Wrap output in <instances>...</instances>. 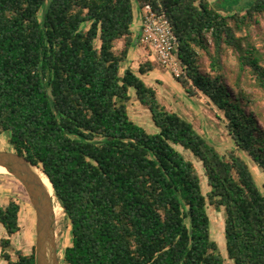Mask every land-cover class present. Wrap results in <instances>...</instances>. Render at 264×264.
I'll list each match as a JSON object with an SVG mask.
<instances>
[{"label": "trees", "instance_id": "1", "mask_svg": "<svg viewBox=\"0 0 264 264\" xmlns=\"http://www.w3.org/2000/svg\"><path fill=\"white\" fill-rule=\"evenodd\" d=\"M137 2L170 20L183 68L174 80L222 114L235 149L220 154L158 102L141 78L156 62L126 65L138 43L132 0H0V133L52 183L70 224L60 264H264V194L248 163L264 173V0L228 11L208 0ZM130 89L157 132L130 118ZM175 146L201 162L205 194ZM207 205L224 209L226 258ZM19 212L14 199L0 207V258L35 264L34 245L11 255Z\"/></svg>", "mask_w": 264, "mask_h": 264}, {"label": "rangeland", "instance_id": "2", "mask_svg": "<svg viewBox=\"0 0 264 264\" xmlns=\"http://www.w3.org/2000/svg\"><path fill=\"white\" fill-rule=\"evenodd\" d=\"M132 1L134 14L138 18L141 14L145 13V10L144 8H140L137 0ZM208 1L217 9H225L228 11L230 9H242L252 0ZM221 12L225 13L223 11ZM41 14H43L42 10L39 12V15ZM249 41L250 43L255 44L256 47L261 45L259 38H257L254 34L250 37ZM132 51L133 54L135 53L137 55V60H139L133 63V65L135 64L134 67L138 66L139 62H143L147 58L139 45L133 46ZM198 53L202 64L207 66L209 60L204 57L202 52L198 51ZM225 60L224 65L226 69H229L235 62L230 51L225 57ZM174 77L175 76L170 74L164 67L158 65L152 71L145 73L141 78L147 85L151 86L156 91L157 100L165 107V109L176 112L178 115L189 120L193 124L195 130L202 135L220 154L226 155L230 150L235 149L232 140L225 131L222 114L214 106H212L208 99L204 96L188 97L181 86L174 80ZM129 95L130 99L127 103V109L130 118L146 132H157L156 127L152 123L150 112L144 105L137 101L133 89L129 90ZM7 140L8 133H0V150H12ZM175 148L182 153L186 160L193 163L196 171L199 173L201 190L205 194L209 190V186L205 176L203 175L204 170L201 162L194 157L190 151L183 150L179 146H175ZM248 163L256 184L264 194V173L260 171L251 159L248 160ZM10 199L16 200L20 205V230L11 236V255L14 257L15 255L13 251L20 249L24 253H30L31 248L35 243V213L20 182L14 177L0 174V207H4ZM206 213L210 221L211 237L217 244L218 252L222 257L226 258L224 209H215L214 207L207 205ZM60 214L61 223L58 226L60 232L59 238L57 239L58 241L56 240V245L58 256L61 261L63 249L70 244L71 235L70 224L68 220H66L65 216L62 215V210H60ZM5 235V230L0 224V239ZM0 264H3L1 258Z\"/></svg>", "mask_w": 264, "mask_h": 264}, {"label": "water", "instance_id": "3", "mask_svg": "<svg viewBox=\"0 0 264 264\" xmlns=\"http://www.w3.org/2000/svg\"><path fill=\"white\" fill-rule=\"evenodd\" d=\"M0 167L20 182L35 213V264H60L53 200L40 173L46 177L53 190L48 176L40 167L8 150H0Z\"/></svg>", "mask_w": 264, "mask_h": 264}, {"label": "built area", "instance_id": "4", "mask_svg": "<svg viewBox=\"0 0 264 264\" xmlns=\"http://www.w3.org/2000/svg\"><path fill=\"white\" fill-rule=\"evenodd\" d=\"M137 44L146 52L148 59L164 67L170 74L178 77L183 68L178 57V42L168 17L157 13L145 5Z\"/></svg>", "mask_w": 264, "mask_h": 264}, {"label": "bare ground", "instance_id": "5", "mask_svg": "<svg viewBox=\"0 0 264 264\" xmlns=\"http://www.w3.org/2000/svg\"><path fill=\"white\" fill-rule=\"evenodd\" d=\"M0 174L13 177L3 167H0ZM40 175L42 177L44 185L46 186V188L48 189L49 193H51V196H52V200H53L52 204H53L54 219H55V238L57 240L59 238V232H60V230L58 229V226L61 223L60 210H62V215H63V209L60 206V204L57 202L56 197L53 193L52 187H51L50 183L48 182V180L46 179V177L42 173H40ZM58 206L60 207V209Z\"/></svg>", "mask_w": 264, "mask_h": 264}, {"label": "crops", "instance_id": "6", "mask_svg": "<svg viewBox=\"0 0 264 264\" xmlns=\"http://www.w3.org/2000/svg\"><path fill=\"white\" fill-rule=\"evenodd\" d=\"M142 16H143V14H141L140 15V17H136L135 16V14L133 15V24H132V30H133V32H135V33H137V35H139V29H140V24H141V20H142ZM136 45H139V44H135L134 46H136ZM140 46V45H139ZM140 48H141V50H142V52L144 51L143 50V48L140 46ZM144 54L146 55V57H147V54H146V52L144 51ZM137 55L134 53L133 54V51H132V48H131V50L129 51V54H128V58H127V63H126V65H130L132 68H134V69H136L138 66H135L134 67V65H133V63L135 62V61H139V60H137L138 58L136 57ZM148 58V57H147ZM146 58V59H147ZM145 59V60H146ZM144 60V61H145ZM140 63V62H139ZM158 64V63H157ZM159 65V64H158ZM157 65V66H158ZM3 264H4V262H3Z\"/></svg>", "mask_w": 264, "mask_h": 264}]
</instances>
